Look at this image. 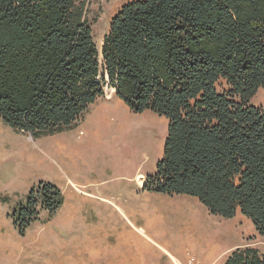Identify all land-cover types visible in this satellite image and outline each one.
<instances>
[{
	"label": "trees",
	"instance_id": "1",
	"mask_svg": "<svg viewBox=\"0 0 264 264\" xmlns=\"http://www.w3.org/2000/svg\"><path fill=\"white\" fill-rule=\"evenodd\" d=\"M91 0H0V119L34 138L80 120L114 89L131 111L167 119L163 154L143 190L189 195L210 213L238 212L264 236V0H133L101 47ZM228 89L220 91L221 82ZM64 196L41 181L11 217L25 236ZM224 264H264L254 247Z\"/></svg>",
	"mask_w": 264,
	"mask_h": 264
},
{
	"label": "rangeland",
	"instance_id": "2",
	"mask_svg": "<svg viewBox=\"0 0 264 264\" xmlns=\"http://www.w3.org/2000/svg\"><path fill=\"white\" fill-rule=\"evenodd\" d=\"M130 1L133 0H91L90 19L100 60L112 17ZM219 89L227 90L226 82H221ZM112 93L113 89L106 86L103 99L111 98ZM250 104L264 108V88ZM126 106L124 103L118 108L101 101L84 113L81 124L93 126L101 161L105 157L124 161L132 176L154 173L163 153L167 119L150 111L130 112ZM126 108L130 116L125 115ZM35 139L0 119V226L9 223L13 205L24 198L29 185L51 173L54 161L35 147ZM108 173V181L100 187L123 182L118 177L119 171ZM78 189L77 208L65 209V214L60 209L49 222L37 220L25 236L11 229L15 234L14 245H9L5 251L0 245V264H224L238 245L264 252V236L256 231L250 219L241 213L234 219L212 214L196 197L166 195L165 200L175 205H191L197 214L205 212L209 216L216 228H205L197 235L195 226L185 230L176 214L167 219L158 232L149 227L145 218L152 208L143 212L140 208H118L116 204H120V199L114 192L109 194L106 190L107 197H99ZM164 206L167 205L164 203ZM143 228L148 234L142 232ZM212 251L214 254L210 255Z\"/></svg>",
	"mask_w": 264,
	"mask_h": 264
},
{
	"label": "crops",
	"instance_id": "3",
	"mask_svg": "<svg viewBox=\"0 0 264 264\" xmlns=\"http://www.w3.org/2000/svg\"><path fill=\"white\" fill-rule=\"evenodd\" d=\"M114 91L115 90H113L111 98H100L92 105L101 101H107L108 103L114 104L115 107L120 108L119 106L124 105V102L115 96ZM126 107L130 112H132L128 106ZM127 108L125 115L130 116ZM82 119L83 118L81 117L79 121L60 133L42 135L33 140L35 147L43 152L44 155L49 156V158L54 161V164L51 173L40 176L39 179L29 185L28 191H26L23 195L24 198L18 201L20 204L25 201L32 186L41 181H45L56 184L61 189L64 196V203L61 208L62 214H65V209L78 207L76 204L80 199V190L78 188H82L84 193H88L91 196L97 195L99 197H107L104 191L108 190L110 191L109 194L114 192L116 196L119 197L121 205L116 204L118 208H124L127 210L140 208L141 212L152 208V212L146 213L145 218L147 219L149 227L158 232H160L159 230L164 225V222L172 217V215L174 216V214H176V216L178 215L177 218L179 220V224L184 225L185 230H189V226L191 225L195 226L194 231L196 235L198 231H202L205 228H207V230L216 228L205 212L197 214V210L191 205L181 206L175 205L173 202L167 203L165 200V194L143 190V185L148 174L138 173L137 175L132 176L126 169L127 166L124 161H111L106 157L105 160L101 161L99 156L100 149L95 138L93 126L82 125L81 123H84L82 122ZM110 161L113 162V164ZM111 171H115V173L119 171L118 177L122 178L121 180L123 182L117 184L110 182L105 184L107 187H100L103 186L101 184L108 181V172ZM134 179H136V181ZM134 181L135 183H132ZM164 203L167 206H164ZM18 204H14L12 209L14 210L17 208ZM158 204H161L162 207L158 206ZM176 210L180 213H175ZM237 214L228 219H234ZM10 219L9 223L0 226V245L2 246L1 249L4 251L9 247V245L14 243L12 240L15 239V234L11 229L17 231L12 218ZM51 219L52 218L47 211H42L39 218L40 221L38 220L37 222H49ZM219 228L222 229L220 226ZM142 232H147L146 234H148V231L145 228L142 229ZM13 245L14 244H12V246ZM241 246L242 245H238L237 247ZM212 254H214V251L210 252V255ZM176 261H178V259Z\"/></svg>",
	"mask_w": 264,
	"mask_h": 264
},
{
	"label": "bare ground",
	"instance_id": "4",
	"mask_svg": "<svg viewBox=\"0 0 264 264\" xmlns=\"http://www.w3.org/2000/svg\"><path fill=\"white\" fill-rule=\"evenodd\" d=\"M114 90V89H113ZM190 220V219H189ZM192 223V222H191ZM192 226V225H191ZM191 228V227H190ZM191 229H193V228H191ZM194 230H195V228H194ZM186 247V246H185ZM184 248V247H183ZM173 257L177 260V258H176V256H174L173 255ZM177 263H178V261H177Z\"/></svg>",
	"mask_w": 264,
	"mask_h": 264
},
{
	"label": "water",
	"instance_id": "5",
	"mask_svg": "<svg viewBox=\"0 0 264 264\" xmlns=\"http://www.w3.org/2000/svg\"><path fill=\"white\" fill-rule=\"evenodd\" d=\"M32 135V137L34 138V135L32 133H30Z\"/></svg>",
	"mask_w": 264,
	"mask_h": 264
}]
</instances>
